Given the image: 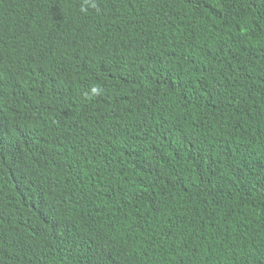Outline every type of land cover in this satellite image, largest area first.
I'll return each mask as SVG.
<instances>
[{"label": "trees", "instance_id": "1", "mask_svg": "<svg viewBox=\"0 0 264 264\" xmlns=\"http://www.w3.org/2000/svg\"><path fill=\"white\" fill-rule=\"evenodd\" d=\"M0 264H264V0H0Z\"/></svg>", "mask_w": 264, "mask_h": 264}, {"label": "clouds", "instance_id": "2", "mask_svg": "<svg viewBox=\"0 0 264 264\" xmlns=\"http://www.w3.org/2000/svg\"><path fill=\"white\" fill-rule=\"evenodd\" d=\"M89 7L95 8V7H96V4H95V3H91V4H89ZM81 11H84V8H81ZM100 91H101V89L98 88V87H93V88L91 89V93H92V94H99Z\"/></svg>", "mask_w": 264, "mask_h": 264}]
</instances>
